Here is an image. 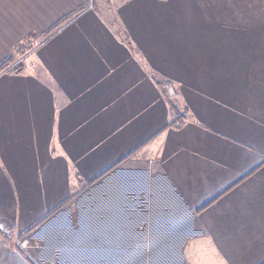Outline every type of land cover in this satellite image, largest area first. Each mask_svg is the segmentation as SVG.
I'll return each instance as SVG.
<instances>
[{"label":"crops","instance_id":"obj_1","mask_svg":"<svg viewBox=\"0 0 264 264\" xmlns=\"http://www.w3.org/2000/svg\"><path fill=\"white\" fill-rule=\"evenodd\" d=\"M7 60L0 264L264 258V0H0Z\"/></svg>","mask_w":264,"mask_h":264},{"label":"built area","instance_id":"obj_2","mask_svg":"<svg viewBox=\"0 0 264 264\" xmlns=\"http://www.w3.org/2000/svg\"><path fill=\"white\" fill-rule=\"evenodd\" d=\"M163 89L166 91V93L170 96L173 97L175 95L174 88L170 84H165L163 86Z\"/></svg>","mask_w":264,"mask_h":264},{"label":"rangeland","instance_id":"obj_3","mask_svg":"<svg viewBox=\"0 0 264 264\" xmlns=\"http://www.w3.org/2000/svg\"><path fill=\"white\" fill-rule=\"evenodd\" d=\"M207 252H209V255H208L209 257H210V254L213 255L212 246H210V248H209V250H208ZM232 254L237 256L239 253L236 254V253L233 252ZM218 257H219V255L217 254V255H216V259H217ZM216 259L214 260V262H213V261H212V262L209 261V263L211 262V264H214V263H216V264H220L221 262L219 261V259H217V260H216ZM263 259H264V258H263ZM263 259H262V260H263ZM262 260H261V261H262ZM261 261H260V262H261ZM260 262H259V263H260ZM259 263H258V264H259Z\"/></svg>","mask_w":264,"mask_h":264},{"label":"trees","instance_id":"obj_4","mask_svg":"<svg viewBox=\"0 0 264 264\" xmlns=\"http://www.w3.org/2000/svg\"><path fill=\"white\" fill-rule=\"evenodd\" d=\"M11 60L4 61L3 63L0 64V71L3 70V68L10 62ZM259 264H264V259L259 263Z\"/></svg>","mask_w":264,"mask_h":264}]
</instances>
